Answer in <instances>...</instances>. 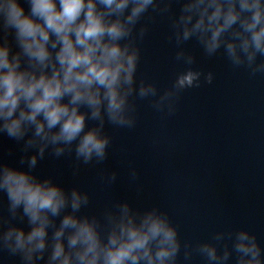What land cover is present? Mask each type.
I'll list each match as a JSON object with an SVG mask.
<instances>
[{
  "label": "clouds",
  "instance_id": "clouds-1",
  "mask_svg": "<svg viewBox=\"0 0 264 264\" xmlns=\"http://www.w3.org/2000/svg\"><path fill=\"white\" fill-rule=\"evenodd\" d=\"M157 19L167 21L174 59L184 66L163 90L137 80L140 42ZM190 41L205 57L222 54L233 69L264 77V0H0V134L22 144L21 167L0 160V253L20 264H181V252L183 264L194 256L264 264V247L246 228L193 242L157 205L114 200L99 216L81 214L88 191L34 171L46 154H74V177L81 165H102L112 143L106 126L136 128L137 101L175 116L186 90L215 78L194 67ZM139 176L129 165L138 193ZM97 178L111 187L117 172L101 168Z\"/></svg>",
  "mask_w": 264,
  "mask_h": 264
}]
</instances>
